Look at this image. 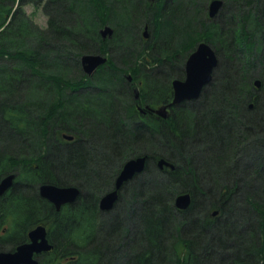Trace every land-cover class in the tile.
<instances>
[{
	"label": "trees",
	"instance_id": "trees-1",
	"mask_svg": "<svg viewBox=\"0 0 264 264\" xmlns=\"http://www.w3.org/2000/svg\"><path fill=\"white\" fill-rule=\"evenodd\" d=\"M211 1L0 0V180L16 174L0 196V250L45 224L54 246L37 264H264V0H223L215 17ZM201 41L219 62L199 98L142 115L137 102L172 101ZM85 53L108 61L87 74ZM144 154V171L101 210L124 163ZM42 183L81 194L57 210Z\"/></svg>",
	"mask_w": 264,
	"mask_h": 264
},
{
	"label": "water",
	"instance_id": "water-1",
	"mask_svg": "<svg viewBox=\"0 0 264 264\" xmlns=\"http://www.w3.org/2000/svg\"><path fill=\"white\" fill-rule=\"evenodd\" d=\"M223 5V0H212L209 4V16L215 17ZM102 37H112L114 28L107 24L100 29ZM144 36L148 37V25L144 30ZM108 56L102 53H85L81 57L83 69L86 73L92 74L99 66L105 64ZM218 56L215 49L207 42L201 41L196 48L189 54L185 62V77L175 78L172 81L173 99L168 104L158 107L147 108L162 117H168L169 108L185 100H193L199 98L205 86L212 81L213 73L218 65ZM131 79V76H129ZM254 84L257 88L261 86V79H256ZM135 96L138 98L139 91ZM250 105V107H252ZM65 138L72 140L73 135H64ZM146 155H139L128 159L119 172L115 188L102 195L99 205L101 210L107 211L114 207L119 197L120 190L124 184L132 179L136 174L143 172L145 169ZM157 164L160 168L164 166L174 169L175 164L161 157ZM16 178L15 173L6 175L0 180V196L5 194L14 184ZM40 195L50 200L57 210L63 204L73 203L81 194V189L77 185H59L54 183H42L39 187ZM191 193L185 192L177 195L175 204L179 209H186L191 203ZM218 210L214 211L217 214ZM30 241L19 244L15 250H0V264H37L39 253L48 251L53 248V244L47 236V228L44 224H39L29 232ZM37 254V255H36Z\"/></svg>",
	"mask_w": 264,
	"mask_h": 264
},
{
	"label": "rangeland",
	"instance_id": "rangeland-1",
	"mask_svg": "<svg viewBox=\"0 0 264 264\" xmlns=\"http://www.w3.org/2000/svg\"><path fill=\"white\" fill-rule=\"evenodd\" d=\"M24 9L26 10V12H27V14L28 15H30V17L36 22V23H38L40 26H42V27H45V26H47V22H48V15L43 11V8H42V6H36V5H34L33 3H27V4H25L24 5ZM107 25V24H106ZM151 33V26H150V23H149V28H148V36H149V34ZM117 63H118V65H123V63L121 62V61H117ZM99 87H103V85H101V86H99ZM161 144V143H160ZM162 148V147H161ZM176 149H179V147H177ZM162 150H163V148H162ZM165 151V150H164ZM184 154V153H183ZM182 155V154H181ZM98 159H100L101 160V158L102 157H97ZM247 160V159H246ZM114 164V163H113ZM118 163H116L115 165H117ZM110 166V165H109ZM112 166V165H111ZM158 166V165H157ZM108 167V166H107ZM96 168H98V167H96ZM110 168V173H109V177H110V175L113 173V171L115 170V166H113V167H109ZM160 168V167H159ZM108 171H109V169L107 168V171H106V173H108ZM97 175V173H95V175H91V178H89V182H90V184L91 183H93V182H96V181H98V177L96 176ZM109 177H108V181H109ZM163 177H161V176H157V179L158 180H161ZM101 180L99 179V182H100ZM237 203H239L240 204V202L239 201H237ZM204 208H205V206H204ZM216 210V209H215ZM214 209L212 210V211H215ZM202 211H204V210H202ZM226 219V218H225Z\"/></svg>",
	"mask_w": 264,
	"mask_h": 264
},
{
	"label": "flooded vegetation",
	"instance_id": "flooded-vegetation-1",
	"mask_svg": "<svg viewBox=\"0 0 264 264\" xmlns=\"http://www.w3.org/2000/svg\"><path fill=\"white\" fill-rule=\"evenodd\" d=\"M128 79V78H127ZM132 79V78H131ZM129 80V79H128ZM130 81V80H129ZM136 89H137V87H135L134 89H133V91L136 93ZM135 98H137L136 96H135ZM138 98H139V96H138ZM165 104H168V103H165ZM147 105H149L150 107H158V106H161L162 104H159V105H150V104H148V103H138L137 102V108H138V110L140 111V113L142 114V115H148V114H150V115H158V114H156V113H154L152 110H151V108H147L146 106ZM171 108V107H170ZM170 108H169V110H170ZM159 116V115H158ZM161 117V116H160ZM144 155H146L147 157H148V155L147 154H144ZM158 161V160H157ZM125 164V163H124ZM146 164H147V161H146ZM158 165V164H157ZM123 167V166H122ZM145 167H146V165H145ZM159 167V166H158ZM164 167H166V166H164ZM140 173H142V172H140ZM119 174V173H118ZM118 174L116 175V178H117V176H118ZM115 181H116V179H115ZM34 228V227H33ZM32 229V228H31ZM30 229V230H31ZM30 230H29V232H30ZM4 231H5V229H4ZM29 232H28V234H29ZM47 236H48V233H47ZM28 241H30V238H29V236H28V240L26 241V242H28Z\"/></svg>",
	"mask_w": 264,
	"mask_h": 264
},
{
	"label": "bare ground",
	"instance_id": "bare-ground-1",
	"mask_svg": "<svg viewBox=\"0 0 264 264\" xmlns=\"http://www.w3.org/2000/svg\"><path fill=\"white\" fill-rule=\"evenodd\" d=\"M210 83V82H209ZM192 200V199H191Z\"/></svg>",
	"mask_w": 264,
	"mask_h": 264
}]
</instances>
